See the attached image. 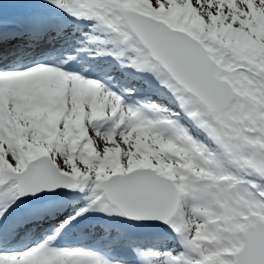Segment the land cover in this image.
Segmentation results:
<instances>
[{"label": "snow or ice", "instance_id": "6c2138e0", "mask_svg": "<svg viewBox=\"0 0 264 264\" xmlns=\"http://www.w3.org/2000/svg\"><path fill=\"white\" fill-rule=\"evenodd\" d=\"M0 264H264V0H0Z\"/></svg>", "mask_w": 264, "mask_h": 264}]
</instances>
